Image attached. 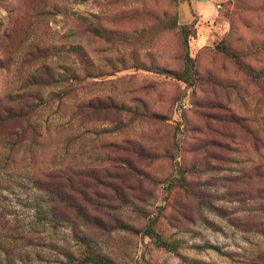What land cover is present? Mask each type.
I'll list each match as a JSON object with an SVG mask.
<instances>
[{"label":"rangeland","instance_id":"1","mask_svg":"<svg viewBox=\"0 0 264 264\" xmlns=\"http://www.w3.org/2000/svg\"><path fill=\"white\" fill-rule=\"evenodd\" d=\"M175 15L193 31L187 80L170 73L186 52L164 26ZM45 66L52 78L35 80ZM253 71L264 0H0V115L31 111L0 124V264H68L87 248L115 264H264ZM72 169L93 222L48 189L69 190Z\"/></svg>","mask_w":264,"mask_h":264},{"label":"trees","instance_id":"2","mask_svg":"<svg viewBox=\"0 0 264 264\" xmlns=\"http://www.w3.org/2000/svg\"><path fill=\"white\" fill-rule=\"evenodd\" d=\"M165 28L167 29H172V28H176L179 27V22H178V17L177 15L175 16H171L168 19H166L165 23H164ZM180 30H181V34H182V44L185 48V62H184V70L181 72H171L172 74L176 75L179 78H182L184 80H187L189 78V76L191 75L193 68L195 66V61L194 59L189 55L188 52V45H189V39H190V35L192 34L193 31H191V29L189 28V26L187 25H182L180 26ZM95 31L99 32V34H102L103 31L102 30H98V28L95 29ZM219 47L222 50H228V46L227 43L223 40ZM234 58L241 64V56L240 54H238V52H234ZM252 71V70H251ZM165 72V70L163 71ZM264 72V71H261ZM261 72H256L253 71L252 73L254 74V76H256V78H261V76L259 75ZM44 76H47L48 78H52V74L50 72V70L48 69L47 66L44 67V71L42 72V74L35 76L34 79L37 81H42ZM36 96V95H35ZM26 98V97H32V94H28V95H21L19 98ZM23 98V99H24ZM38 100H41L39 96L35 97ZM88 106L92 109V110H96L99 109L101 107L103 108H107V107H116V105H112L109 104L108 106H104L103 104H98L95 105L94 103L90 102L88 103ZM5 110V115H0V124L3 123V119H27V121H29V114L30 112H24L22 111H14L12 109H4ZM156 118H163L162 115H153ZM77 170L72 169L70 170V172L67 173V175L65 176L66 179V188L69 190H65L62 191V187L60 186H50L48 187L50 193L52 194L53 198L56 200H59V203L61 205V209L63 211L68 210L69 212H73V213H77L78 215H80L81 217H83L85 219V221L88 222H93L94 219L92 217H90V215L88 213H86V208L85 206L78 201V199H76L74 192H80L82 194H84V191L75 185V182L73 183V178L78 176V171ZM72 190V191H71ZM97 222V221H95ZM153 229H150L148 231V233L150 234L152 232ZM81 241L83 242L84 239H81ZM160 244L167 246L168 248H173L174 243H170L168 241H162L160 242ZM5 244L3 243L1 237H0V250L5 251L6 249ZM69 263L68 264H115L112 260H110L109 258L93 251L92 249L87 248L86 249V253H84V255L82 257H80L79 259H74L72 257H69Z\"/></svg>","mask_w":264,"mask_h":264}]
</instances>
